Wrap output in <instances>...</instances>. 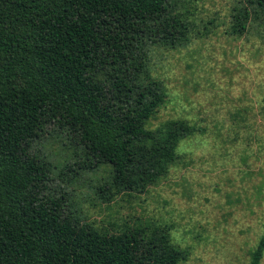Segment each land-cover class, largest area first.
<instances>
[{
	"label": "trees",
	"instance_id": "1",
	"mask_svg": "<svg viewBox=\"0 0 264 264\" xmlns=\"http://www.w3.org/2000/svg\"><path fill=\"white\" fill-rule=\"evenodd\" d=\"M247 2L264 21V0ZM247 17L235 16L236 31ZM185 31L171 0H0V264H179L183 251L158 230L80 225L63 193H46L51 165L31 150L53 125L79 170L110 169L111 194L156 182L185 134L145 128L166 93L143 77L141 53L179 45ZM263 254L264 232L249 264Z\"/></svg>",
	"mask_w": 264,
	"mask_h": 264
},
{
	"label": "rangeland",
	"instance_id": "2",
	"mask_svg": "<svg viewBox=\"0 0 264 264\" xmlns=\"http://www.w3.org/2000/svg\"><path fill=\"white\" fill-rule=\"evenodd\" d=\"M171 1L184 40L141 53L143 77L166 93L145 128L174 123L185 134L162 176L141 192L111 194L110 169L79 170L74 147L53 125L31 151L51 165L46 193H63L80 225L100 234L158 230L183 251L179 264H249L264 232V21L247 0ZM245 9V28L236 31Z\"/></svg>",
	"mask_w": 264,
	"mask_h": 264
}]
</instances>
